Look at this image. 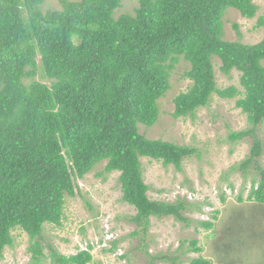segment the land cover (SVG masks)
<instances>
[{
  "label": "trees",
  "instance_id": "1",
  "mask_svg": "<svg viewBox=\"0 0 264 264\" xmlns=\"http://www.w3.org/2000/svg\"><path fill=\"white\" fill-rule=\"evenodd\" d=\"M123 2L61 0V10L44 12L46 0H0V261L20 232L28 237L31 264H100L93 246L66 256L44 244V232L47 225L63 226L67 198L80 192L77 181L104 162V172L120 173L122 201L136 212L134 237L147 235L152 218L190 222L184 201L149 197L142 160L181 171L186 159L200 156L198 149L149 139L139 128L158 122V102L181 58L191 66L192 86L173 101L175 119H194L216 95L235 100L250 126L229 136L233 143L253 142L232 170L259 173L248 199L237 200L251 203L248 213L260 220L243 224L247 213L240 211L227 229L264 223V142L256 134L264 123V39L224 40L227 10L252 20L258 6L252 0H138L134 14L117 16ZM263 27L261 18L257 28ZM215 60L225 76L239 73L241 90L218 88ZM200 225L215 228L211 221ZM112 245L106 254L117 250L118 242ZM190 252L198 255L190 264H214L199 240L190 242Z\"/></svg>",
  "mask_w": 264,
  "mask_h": 264
},
{
  "label": "rangeland",
  "instance_id": "2",
  "mask_svg": "<svg viewBox=\"0 0 264 264\" xmlns=\"http://www.w3.org/2000/svg\"><path fill=\"white\" fill-rule=\"evenodd\" d=\"M252 1L259 8L255 19H245L235 9L227 10L224 16V40L257 44L264 39V27L257 28L259 20L264 18V0ZM137 7L138 0H124L117 16L134 14ZM56 10H61V0H46L43 11ZM235 26L238 28L235 29ZM214 66L219 89L230 86L241 88L238 72L233 71L230 76H225L220 70L219 61L215 60ZM190 68V64L181 58L171 71L170 91L158 102V122L152 127L139 126L149 139L161 138L198 149L200 156L186 159L181 171L173 166L166 168L162 163L150 159L142 160L144 179L150 187L149 197L169 203L184 201L188 205L184 215L190 222L180 223L172 217L152 218L147 235L134 237L137 226L130 219L136 212L122 201L120 173L104 172L107 165L104 162L83 180L77 181L80 192L75 198H67L63 226L54 228L47 225L44 244H49L66 256L93 246L92 254L100 264H171L161 260L163 257L178 258L177 264H190L198 256L190 252V242L199 240V246L204 250L202 255L214 264H264V240L248 246L240 244L235 227H231L232 231L227 229L232 221L237 223V212L246 214L254 210L248 201L241 205L237 199L239 196L248 199L253 179H260L255 170L247 173L232 170L250 155L252 139L247 138L239 143L229 139L231 133L250 128L247 117L236 108L235 100H224L215 95L208 107L197 111L194 119H175L173 101L192 86L186 77ZM256 134L264 142V123ZM259 165L264 169V156L259 160ZM217 211L219 214L214 220ZM251 216L256 217L247 215ZM207 221L215 223L213 230L207 231L200 225ZM240 222L245 224L247 219L240 218ZM15 235L16 247L5 251L0 264H31L27 235L20 232ZM114 242H118L117 250L106 254L104 249L112 248Z\"/></svg>",
  "mask_w": 264,
  "mask_h": 264
},
{
  "label": "crops",
  "instance_id": "3",
  "mask_svg": "<svg viewBox=\"0 0 264 264\" xmlns=\"http://www.w3.org/2000/svg\"><path fill=\"white\" fill-rule=\"evenodd\" d=\"M248 214L252 215L251 213H247V215ZM245 218H247L249 221H252V222L254 220L259 219L258 216H256V217L251 216V218H253V219H251L250 217H247L246 215H245ZM237 219H239V217ZM254 226L256 228H248L245 230H242V229L237 230L236 229V231H237L236 234H239V237H240V244L245 243L248 246L250 243H254L255 241L264 240V223L261 222L260 224H257V225L254 224Z\"/></svg>",
  "mask_w": 264,
  "mask_h": 264
}]
</instances>
